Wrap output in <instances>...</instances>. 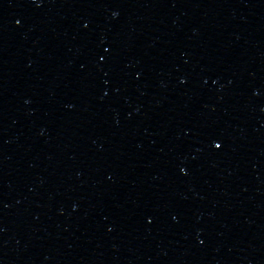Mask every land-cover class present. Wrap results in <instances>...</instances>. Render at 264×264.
I'll list each match as a JSON object with an SVG mask.
<instances>
[{"label": "snow or ice", "instance_id": "1", "mask_svg": "<svg viewBox=\"0 0 264 264\" xmlns=\"http://www.w3.org/2000/svg\"><path fill=\"white\" fill-rule=\"evenodd\" d=\"M215 147H216L217 149H219V148L221 147V144L217 143V144L215 145Z\"/></svg>", "mask_w": 264, "mask_h": 264}]
</instances>
